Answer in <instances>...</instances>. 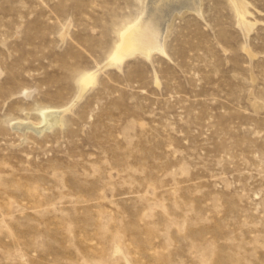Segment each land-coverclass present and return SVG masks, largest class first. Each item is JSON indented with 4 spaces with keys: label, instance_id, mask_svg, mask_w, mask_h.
I'll use <instances>...</instances> for the list:
<instances>
[{
    "label": "rangeland",
    "instance_id": "374dc122",
    "mask_svg": "<svg viewBox=\"0 0 264 264\" xmlns=\"http://www.w3.org/2000/svg\"><path fill=\"white\" fill-rule=\"evenodd\" d=\"M245 1L247 30L233 0L173 13L165 53L102 67L38 135L12 124L69 105L149 0H0V264H264V0Z\"/></svg>",
    "mask_w": 264,
    "mask_h": 264
},
{
    "label": "bare ground",
    "instance_id": "6f19581e",
    "mask_svg": "<svg viewBox=\"0 0 264 264\" xmlns=\"http://www.w3.org/2000/svg\"><path fill=\"white\" fill-rule=\"evenodd\" d=\"M233 1L240 13L238 22L240 26L247 30L249 24L251 25V23H249L244 17L246 7L248 6L247 1ZM199 2L200 0H149L148 6H146V8L148 7V10L145 12V17L141 19L142 21L140 20L138 25L131 28L123 36L121 47L118 49L117 53L102 66L93 71L83 82H81L76 96L71 103H69V105L64 107H41L38 109L40 119L37 122L24 119L18 120L12 124L13 127L22 131L29 129L32 133L39 135L42 132L51 130L55 126L62 125L63 113L68 110L70 111L71 108L77 104L88 92V90L96 83L98 72L102 69V67H120L124 59L136 54L149 58L150 53L153 51L165 53L164 35L168 28L171 16L173 13L179 12L182 8H189L187 10L192 9L191 11L194 9L196 12H200Z\"/></svg>",
    "mask_w": 264,
    "mask_h": 264
}]
</instances>
